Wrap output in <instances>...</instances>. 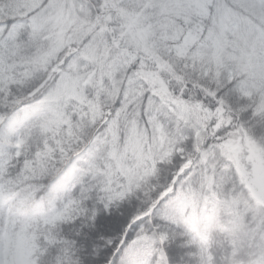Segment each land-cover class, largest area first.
Returning a JSON list of instances; mask_svg holds the SVG:
<instances>
[{"label":"snow or ice","instance_id":"6c2138e0","mask_svg":"<svg viewBox=\"0 0 264 264\" xmlns=\"http://www.w3.org/2000/svg\"><path fill=\"white\" fill-rule=\"evenodd\" d=\"M229 173L264 208V0H0V264H181Z\"/></svg>","mask_w":264,"mask_h":264},{"label":"trees","instance_id":"16d2710c","mask_svg":"<svg viewBox=\"0 0 264 264\" xmlns=\"http://www.w3.org/2000/svg\"><path fill=\"white\" fill-rule=\"evenodd\" d=\"M217 200L228 204L209 200L207 204L201 201L195 211L188 209L198 226L189 229L183 241H177L181 264H199L202 251L214 258V264H230L234 245L236 264H251L264 248V208L246 194L231 173L223 178ZM126 211V207L113 209V218ZM96 245L103 250L104 241L97 240Z\"/></svg>","mask_w":264,"mask_h":264},{"label":"rangeland","instance_id":"374dc122","mask_svg":"<svg viewBox=\"0 0 264 264\" xmlns=\"http://www.w3.org/2000/svg\"><path fill=\"white\" fill-rule=\"evenodd\" d=\"M241 163L245 168H247L249 162L246 156L244 157ZM253 183L254 191H256L259 195L264 196V173L255 176L253 178Z\"/></svg>","mask_w":264,"mask_h":264}]
</instances>
